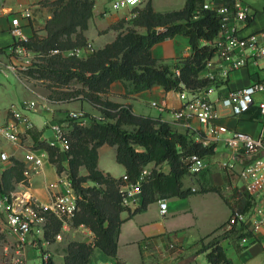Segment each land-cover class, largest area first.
Returning a JSON list of instances; mask_svg holds the SVG:
<instances>
[{"label": "trees", "instance_id": "1", "mask_svg": "<svg viewBox=\"0 0 264 264\" xmlns=\"http://www.w3.org/2000/svg\"><path fill=\"white\" fill-rule=\"evenodd\" d=\"M203 2L185 0L179 9L156 11L151 1L147 0L136 9L133 21L144 26L145 32L140 33L130 27L118 33L103 47L93 49L85 56H75L50 53V50L67 49L87 42L83 30L92 14L94 0H53L51 16L44 24L46 33L41 35L34 30L31 36L21 41L24 46L43 54L42 61L33 68H27L26 74L59 85L71 80L79 82V91L102 114V118L87 117L85 124L78 123L72 117L64 118L69 141L66 151L68 172L78 205L71 224L83 223L94 233L93 243L85 240L68 241L64 264H90L94 247L114 257L117 264H128L116 255L117 236L123 220L120 212L127 208L122 203L123 191L120 188L124 181L122 176L115 177L98 168L97 147L100 144L116 146V159L125 166L129 182H136L142 168L153 162L149 172L139 181L141 201L133 211L144 209L156 199L183 197L193 192L190 187H184L182 180L184 175L191 173L187 157L190 154L202 157L210 154L214 144H203L189 132L178 131L159 117L134 113L130 104L103 99L101 93L107 91L114 79L122 81L125 94L155 84L165 90L181 89V82L192 90L209 84L208 78L199 72L214 53L215 48L210 41L216 36L220 23L212 9L202 7ZM177 33L188 37L190 54L170 61L152 56L150 47L153 43ZM175 68H178V73ZM39 132L30 129L35 145L48 152L49 160L59 172L63 164L58 147L39 139ZM12 162L0 175L2 191L10 190L17 180L23 179L24 162L15 157H12ZM163 164L168 165V171L162 169ZM81 166L86 168L85 174L80 172ZM86 180L93 184H84ZM201 190L220 192V188L215 185L202 187ZM230 196L223 198L231 211L234 208L246 211L252 205V196L247 191L234 189ZM60 228L61 220L50 214L45 238L52 241ZM247 234L242 226L228 225L227 218L198 238L195 252H204L210 264H232L221 245V239L227 237L237 243ZM42 264L55 263L49 256Z\"/></svg>", "mask_w": 264, "mask_h": 264}, {"label": "crops", "instance_id": "2", "mask_svg": "<svg viewBox=\"0 0 264 264\" xmlns=\"http://www.w3.org/2000/svg\"><path fill=\"white\" fill-rule=\"evenodd\" d=\"M147 0H140L134 6V10L142 7ZM156 11H167L181 8L185 0H150ZM253 12L242 33L258 31L264 28V11L262 10L264 0H244ZM29 8L30 14L23 16L20 10ZM130 8L113 9L109 0H94L92 14L88 18L87 27L83 30L86 40L89 41L94 49L103 47L106 43L112 41L118 33L125 32L133 27L138 32L143 33L146 28L133 23L134 17H129ZM18 16L21 31L26 37L32 35L36 30L41 35L45 34L43 25L51 16V12L46 9L41 0H0V61L9 60V46L12 45L16 35L11 32V19ZM152 56L164 61L175 60L191 53L188 37L177 33L170 37L157 41L150 47ZM85 56V55H84ZM3 76L16 77L24 85L25 96L23 100L35 99L36 109L33 113L26 112L27 109H19V112L25 114L31 123L26 128L25 122L21 117L14 115L9 109L11 100H5L0 107V122L15 123L20 131L19 145H13L0 136V150L5 151L9 158L0 161V175L13 162L12 157L18 158L24 162V154L27 149H43L36 146L30 129L40 131L39 139L45 140L55 146V136L51 131L46 136L45 127H50L54 121L63 122L69 111H82L87 117L95 116L102 118L100 109L86 99L79 91L81 84L76 83V87H71L69 83L61 84L53 97H49L41 86L36 85L26 76H19L15 71H0ZM12 73V75H11ZM204 74L203 68L199 72ZM38 79L36 77H31ZM253 78L264 80V58H259L255 63L249 62L244 66L233 69L226 81L220 83L216 91L212 93L211 98L216 99L229 88L241 87L248 84ZM1 79V78H0ZM42 80V79H39ZM2 84L0 80V85ZM124 85L121 80L114 79L110 82L107 91L101 93L103 99L113 102L130 104L131 109L137 114H146L168 121L171 126L178 131L189 132L195 140L203 135L199 121L195 116L189 118H176L173 110L182 103L176 95L174 89L165 90L162 86L155 84L151 87L128 93H124ZM33 96V97H31ZM31 97V98H30ZM36 97V98H34ZM255 100L264 98V90L258 91L254 95ZM22 100V101H23ZM152 102H155L153 104ZM18 105V104H15ZM158 105L162 106L159 108ZM216 114L215 122L224 124L228 129H238L256 134L262 127V122L253 107L247 112L234 114L231 107L223 104L219 100L214 102ZM189 124V127L186 126ZM51 128V127H50ZM214 142L212 153L203 156L205 166L197 173H188L183 176L184 187H190L193 192L186 196L165 197L166 210L160 211L158 199L153 200L147 206L138 211L133 209L139 205L141 195L134 205H126V209L120 212L123 218L120 224V230L117 236L118 259L128 264H210L202 261L204 252L196 253L198 238L217 227L220 223L227 220L231 208L225 202L223 196L231 198V187L239 183L238 176L221 167V160L232 157L235 167H240L247 160L244 154H233L226 146L223 137ZM140 147V146H138ZM141 148V147H140ZM59 150V149H58ZM46 151V150H45ZM61 161L64 166H68V157L66 152L60 151ZM97 165L104 173L119 177L125 173V166L120 163H113L116 159V146L108 143H102L97 147ZM147 168L153 166V162L148 163ZM164 171H168L167 164L162 165ZM80 172L85 174L86 168L80 167ZM58 171L55 165L49 160L48 152L42 167L35 172L29 179L27 190L37 197L40 201L46 202L51 196L62 189V184L58 181ZM185 176L188 182L185 183ZM215 185L220 188L216 190H201L202 187ZM223 195V196H222ZM67 230V236L70 240H91V233L78 225H70ZM63 235V234H62ZM62 239V237H61ZM61 239H53L46 243L42 248H33L26 244L24 248L25 263L33 259L39 252L46 250L56 261L57 255L55 243H60ZM145 244L147 248H145ZM221 245L227 256L230 257L232 264H264V230L256 232L249 241L237 243L225 237L221 239ZM237 245L239 247H237ZM16 246V235L4 229L3 221L0 218V264H12L9 262L10 256ZM178 252H174V247ZM63 250V254H64ZM55 255H52V254ZM59 255V254H58ZM64 256V255H62ZM162 257H167L163 258ZM160 258V259H157ZM206 258V257H205ZM162 260L163 262H158ZM110 262L117 264L114 257H110L102 252L98 247H94L90 264H103ZM36 264V263H35Z\"/></svg>", "mask_w": 264, "mask_h": 264}, {"label": "built area", "instance_id": "3", "mask_svg": "<svg viewBox=\"0 0 264 264\" xmlns=\"http://www.w3.org/2000/svg\"><path fill=\"white\" fill-rule=\"evenodd\" d=\"M140 0H109L113 9L130 8L129 17H134L136 6ZM203 8L212 9L218 17L220 28L216 36L210 41L214 46L213 55L207 59L203 70V77L208 78L209 84L202 88L177 89L176 95L182 101L181 105L173 110L176 118H189L195 116L203 135L198 138L203 144H210L222 138L226 146L233 154H244L247 160L240 167H235L233 158L228 156L221 160V166L234 173L239 178V183L231 187V191H247L252 196V205L246 211H239L234 208L228 216V225L242 226L249 234L240 238L246 242L253 238L254 234L264 230V98L255 100V93L264 90V80L253 78L248 84L229 88L216 99L211 95L216 91L217 86L226 81L229 73L249 62H256L259 58H264V28L258 31L242 33V28L252 16L249 5L244 0H204ZM262 10L264 11V5ZM20 14L27 16L30 14L29 8L20 10ZM11 32L16 35L14 42L9 46V55L13 60L1 62L0 71H15V62L27 64L35 50L24 46L21 41L28 37L21 31L18 16L11 19ZM93 50L89 41L83 45H76L67 49L52 48L50 53H62L63 55L83 56ZM178 73V68H175ZM221 101L231 107L234 114L247 112L253 107L257 111V116L262 122L260 131L252 134L238 129H228L226 125L216 123L214 102ZM155 104V102H152ZM159 108L162 106L158 105ZM9 109L14 115L21 117L26 128L31 126L25 114H21L19 109L34 110L36 101L25 100L19 105L11 103ZM66 117H72L80 124L87 122V116L82 111H69ZM189 127V124H186ZM58 149L66 152L69 148V141L66 135L65 122L54 121L50 124ZM20 131L15 123L0 122V136L7 139L13 145H19ZM47 151L43 149H27L24 154L23 179H20L13 188L8 191L0 190V218L3 221L4 229L16 235V246L13 254L9 258L12 264L25 263L24 248L30 244L33 248H42L49 242L45 238V230L48 224L49 215L61 220V228L54 234V239H61L63 229L71 224L78 205L77 195L72 186V180L68 172V166L58 173V181L62 184V189L54 193L46 201H40L27 190V185L31 176L37 172L45 162ZM9 155L0 150V161L6 160ZM191 173L199 172L205 161L202 156L190 154L187 157ZM149 169L145 165L136 182H129L126 173L122 175L124 181L120 185L122 193V203L124 205H134L140 197V180ZM160 211L166 210L165 198L158 199ZM79 227L91 233L90 243L94 242V233L83 223ZM145 248L147 245L145 244ZM50 253L46 250L40 252L39 261L36 264L44 263ZM103 264H112L104 262Z\"/></svg>", "mask_w": 264, "mask_h": 264}, {"label": "rangeland", "instance_id": "4", "mask_svg": "<svg viewBox=\"0 0 264 264\" xmlns=\"http://www.w3.org/2000/svg\"><path fill=\"white\" fill-rule=\"evenodd\" d=\"M42 1H43L42 2L43 5L46 7V9H48L51 12V8H52L51 2L53 0H42ZM43 28H44V25H43ZM38 34H40V33H38ZM42 55H43L42 53H40L38 51H34L32 53V56L30 57V62H28L27 64H22V63L15 62V72L17 73V75H19L20 77L23 76V75L26 76V69L27 68H31V67L33 68V67H35V65H37V63H40L42 61V58H43ZM8 58H9V61L12 62V60H13L12 56L11 57H8ZM11 75H12V73H11ZM31 77L30 78L27 77L28 80H30V81L32 80L36 85L41 86V89L44 92H46L49 97H53V95H55V92H57L56 89L58 87H62V85H59L56 82L47 80L45 78L33 79ZM0 78H1L0 80L2 82V84L0 85V107L2 106L3 101L8 100V99L11 100L12 102H14V104H18V105L20 103H22L23 101H25V100H23V99H25L24 98V96H25L24 85H22L17 80L16 77L13 76V77H10L9 78V77L3 76V74L0 72ZM39 79H42V80H39ZM69 85L71 87H74V88L76 87V83H74V80H71ZM31 97H33V96H31ZM34 98H36V97H34ZM26 112L33 113L34 111H32V110H26ZM44 130H46V136H49V134H51L52 129L50 127L47 126V127H45ZM6 141H8V140H6ZM113 163H116V164L120 165L119 162L116 161L115 159H114V162ZM63 168H66V166L63 165ZM184 179H185L184 180L185 183H187L189 181L186 176H185ZM18 181L19 180H17L14 183V186H15V184ZM84 184L91 185V184H93V182L90 181V180H86L84 182ZM62 234L63 235H62V239L60 240V243H55L54 246H53L55 248V253L57 255V259H56V261H54L55 264H64V256H62V255H64L65 252L63 254V250L66 251L67 243H68V241H70V237L67 236V234H68L67 230H64V232ZM197 246H198V243H197ZM177 247L178 246L174 247V252H175V249ZM46 251H47V249H46ZM176 252H178L177 249H176ZM52 255H55V254L53 253ZM39 256H40V252L33 259H30L29 260V264H35V263H37L39 261ZM163 258H167V257H162V260H164ZM157 259H160V258H157ZM162 260H160L158 262H163ZM202 261H204V263H207V260H206V258L203 255H202ZM156 264H158V263H156Z\"/></svg>", "mask_w": 264, "mask_h": 264}, {"label": "water", "instance_id": "5", "mask_svg": "<svg viewBox=\"0 0 264 264\" xmlns=\"http://www.w3.org/2000/svg\"><path fill=\"white\" fill-rule=\"evenodd\" d=\"M180 85L182 86V88H185V85H184V83H182V82H181V83H180Z\"/></svg>", "mask_w": 264, "mask_h": 264}]
</instances>
